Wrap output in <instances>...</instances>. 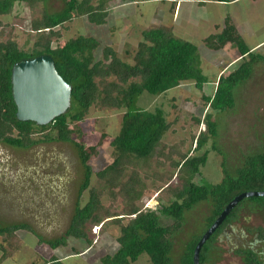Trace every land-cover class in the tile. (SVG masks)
<instances>
[{
  "label": "rangeland",
  "instance_id": "1",
  "mask_svg": "<svg viewBox=\"0 0 264 264\" xmlns=\"http://www.w3.org/2000/svg\"><path fill=\"white\" fill-rule=\"evenodd\" d=\"M188 2L189 11L183 24L179 17L172 22L170 13L173 6L170 0L107 1L108 15L104 24H90L85 17H79L57 28L60 37L57 42H53L52 48L62 45L69 38L82 35L92 37L98 43L91 49L95 61L102 59L103 48L108 46L124 62L131 63L143 29L163 26L174 36L183 37L184 40L180 39L196 49L200 71L206 77L203 89L198 90L193 81L182 82L160 95L143 94L135 104L137 108L156 113L169 124V129L156 144L155 155L159 152L168 154L170 151L193 155L196 139L206 129L204 119L210 114V120L216 125V135L209 137L200 150V153L207 150L208 155L196 180L204 179L209 184H216L223 177L222 161L227 171L234 174L246 156L264 149V60L250 62L249 56L240 57L238 49L231 43L216 50L210 49L205 38L220 33L227 19L236 33L243 35L250 51L264 56V45L252 46L264 38V0H241L231 9V5H225L222 11L226 18L218 22L216 16V21L208 29L202 20H205V16L209 19L212 17L211 5L206 4L205 11L198 10L196 13L195 4L199 5V1ZM203 5L199 6L203 8ZM45 6L48 12L57 11L61 8V0H47ZM43 7L44 3L31 9L25 3L15 4L10 14L0 16V22L7 24L5 27L0 25V41L10 39L20 49L29 52L37 38L29 24L31 18L40 15ZM198 23L202 26H198ZM2 30L4 33L1 35ZM244 61L249 62V75L233 90L234 107L221 113L213 111L202 96L212 95L219 75L233 71ZM122 114V110L92 104L84 119L76 123L80 133H74L72 139L85 148L87 164L92 170L89 187L83 191L80 199L76 196L83 168L72 144L40 143L24 151L0 144V224L24 221L45 239L60 236L68 225L76 201L83 206L89 199L92 187L98 190L103 187L104 183L96 176V172L112 162L110 142L120 129ZM196 118L200 120L199 123H196ZM48 125L41 126L47 128L44 133L49 129ZM70 128L75 127L70 125ZM41 137L42 133H38L33 138ZM90 147L93 148L91 152L88 150ZM176 153L172 154L175 161L179 160ZM154 158L151 171L164 172L165 176L173 173L167 160L158 157L163 167L155 164ZM125 171L124 179L130 168L127 167ZM144 171L142 169L139 175L142 196L135 201L142 211L155 207L157 194L163 185L146 178ZM174 175L172 179L175 182ZM159 197L164 195L160 194ZM99 202L109 214L123 217L122 223L129 219L123 215L125 202L121 197L113 200L103 192ZM249 202L246 200L241 204L245 205L239 208L237 220L225 227L212 241L207 264H242L239 252L248 248L260 252L264 248V241H260L255 230L258 227L264 231V207H249ZM209 210L210 204L201 203L185 213L183 227L173 238L172 264H179L185 242L201 233ZM104 212L102 217L105 216ZM116 216L104 219L95 226L97 229L90 226V243L67 238L65 245L51 249L46 243H39L38 238L26 230H17L10 244L0 237V264H45L53 257L61 264H102L101 258L113 254L118 248L116 238L119 236V227L113 221H108ZM160 221L163 225L173 222L172 219ZM129 264L151 262L146 254H140Z\"/></svg>",
  "mask_w": 264,
  "mask_h": 264
},
{
  "label": "trees",
  "instance_id": "2",
  "mask_svg": "<svg viewBox=\"0 0 264 264\" xmlns=\"http://www.w3.org/2000/svg\"><path fill=\"white\" fill-rule=\"evenodd\" d=\"M46 1L0 0V16L10 14L15 4L25 3L31 9L44 3L40 15L31 18L29 24L30 30L37 37L29 52L20 49L10 39L0 41V144L21 151L40 143L72 144L83 168V177L76 196L80 199L83 191L89 187L92 170L87 164L88 154L85 148L72 139L74 133H80L76 123L84 119L92 104H101L123 111L121 126L110 142L112 162L96 172V176L104 183L103 187L101 190L92 187L89 190V199L83 206L76 201L68 225L60 236L45 239L28 222L12 221L0 224V237L10 244L17 230H26L34 234L39 243L44 242L51 249L65 245L67 238L90 243V226H98L104 219L116 216L109 214L107 208L99 202L104 192L113 200L118 197L124 200L123 215L129 219L125 223H122L123 217L116 216L108 220L119 227V236L116 238L118 248L113 254L102 257V264H129L130 260L140 254H146L151 264H172L173 238L183 227L185 213L201 203H208L210 210L204 220L203 230L185 242L180 255L179 264H192V254L197 242L226 205L241 193L264 190V149L246 156L234 174L227 171L222 161L223 177L216 184H209L204 179L197 181L196 176L199 175L200 168L205 166L208 155L207 150L202 153L200 150L209 137L216 135V125L208 114L204 119L206 129L199 133L193 155L174 151L155 155L156 144L169 129V124L156 113L137 108L135 102L143 94L160 95L178 87L182 82L193 81L194 86L202 90L206 77L200 71L196 49L163 26L145 28L140 32V40L131 63L124 62L108 46L103 48L102 59L95 61L91 56V49L98 43L92 37L82 35L69 38L62 45L52 48L53 42H57L60 37L57 28L66 23L85 17L90 24H104L108 15L106 3L110 0H61V8L54 12H48ZM170 1L173 4L179 0ZM224 23L220 33L205 38L208 48L216 50L231 43L238 49L240 57L249 56L250 62L264 60V56L250 51L227 19ZM0 25L5 27L7 24L0 22ZM3 33L2 30L1 35ZM41 55L52 57L57 73L71 87L69 107L49 123V129L45 133V127L31 121L17 120L10 81L11 69L15 63ZM248 64L249 62L244 61L233 71L219 75L213 94L202 96L209 108L221 113L234 107L233 90L249 75ZM195 121L200 122L198 118ZM70 125L75 128H70ZM38 133H42V137L34 139ZM88 150L91 152L93 148ZM173 153L178 155L179 160L172 158ZM158 157L168 161L173 168L172 174L165 176L164 172L151 171L153 158L155 164L164 167ZM124 167L130 168L125 179ZM142 169H145L146 178L163 184L157 194L158 202L155 207L146 211L139 210L135 204L142 196V183L139 178ZM160 194L164 197L160 198ZM246 200L251 202L249 207H264V196L248 197L238 202L203 244L199 264H207L212 241L225 227L237 220L239 210L245 205L241 204ZM162 219H172L173 222L163 225L160 221ZM255 230L260 241H264V231L258 227ZM239 253L242 264H264V248L260 252L248 248ZM45 264L61 262L53 257Z\"/></svg>",
  "mask_w": 264,
  "mask_h": 264
},
{
  "label": "water",
  "instance_id": "3",
  "mask_svg": "<svg viewBox=\"0 0 264 264\" xmlns=\"http://www.w3.org/2000/svg\"><path fill=\"white\" fill-rule=\"evenodd\" d=\"M10 81L12 99L16 107L15 116L19 121H31L43 126L63 114L70 105L71 87L57 73L54 61L49 55L15 63L11 69ZM253 196H264V190L241 193L226 205L197 242L192 254V264H199L203 244L238 202Z\"/></svg>",
  "mask_w": 264,
  "mask_h": 264
},
{
  "label": "crops",
  "instance_id": "4",
  "mask_svg": "<svg viewBox=\"0 0 264 264\" xmlns=\"http://www.w3.org/2000/svg\"><path fill=\"white\" fill-rule=\"evenodd\" d=\"M199 1V5H202V4H205V5H203V8H202V6H199L198 4H195V3H193V4H195L196 6H195V8H196V10H195V12L197 13V11L199 10H204L205 11V8H206V4H210L211 5V8L210 9H212L213 10V12H212V17L209 19V18H206V16H205V20H202L203 22H205V25L207 26L206 27V29H208L209 27H211V23L212 22H215L216 21V16H218V22L219 21H222L223 19H225L226 18V16L225 15H223L224 13H223V8L222 7H225V5H231V6H229V9H231V8H234L235 6L234 5H236V3H238L239 1H241V0H229L228 2H219V1H213V0H198ZM230 2V3H229ZM140 3H144V2H140ZM188 4H190V2H188V0H179V1H176L175 3H173L172 4V6H173V9H172V11H171V18H172V22H174V21H176L177 20V17H179L180 19H181V22L184 24V18H186L187 17V12L189 11L188 9H189V6H187ZM210 5H208L209 7H210ZM198 7V8H197ZM202 8V9H201ZM207 9V8H206ZM229 11V10H228ZM228 11L227 12H225V13H228ZM218 12H219V14H218ZM186 16V17H185ZM224 17V18H223ZM190 22H188V24H189ZM198 26H202L200 23H198L197 24ZM200 28H202V27H200ZM212 29L214 30V26L212 27ZM193 30V29H192ZM194 31H196V30H193V32ZM241 34V33H240ZM192 35V34H191ZM176 36V35H175ZM178 36V35H177ZM176 36V37H177ZM241 37L243 38V35L241 34ZM180 38H182L183 39V37H181L180 36ZM184 40V39H183ZM262 45H264V38L263 39H261L260 41H258V43H255L254 45H252V46H257V47H260V46H262Z\"/></svg>",
  "mask_w": 264,
  "mask_h": 264
},
{
  "label": "bare ground",
  "instance_id": "5",
  "mask_svg": "<svg viewBox=\"0 0 264 264\" xmlns=\"http://www.w3.org/2000/svg\"><path fill=\"white\" fill-rule=\"evenodd\" d=\"M95 229H97V228H95Z\"/></svg>",
  "mask_w": 264,
  "mask_h": 264
},
{
  "label": "clouds",
  "instance_id": "6",
  "mask_svg": "<svg viewBox=\"0 0 264 264\" xmlns=\"http://www.w3.org/2000/svg\"><path fill=\"white\" fill-rule=\"evenodd\" d=\"M94 228H96V227H94Z\"/></svg>",
  "mask_w": 264,
  "mask_h": 264
}]
</instances>
